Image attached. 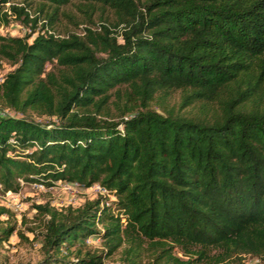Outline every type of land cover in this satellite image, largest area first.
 <instances>
[{
    "label": "trees",
    "instance_id": "trees-1",
    "mask_svg": "<svg viewBox=\"0 0 264 264\" xmlns=\"http://www.w3.org/2000/svg\"><path fill=\"white\" fill-rule=\"evenodd\" d=\"M70 2L0 0V27L29 30L0 32L13 66L0 105L57 118L0 113V194L21 182L107 191L65 212L34 207L37 264L116 252L121 264H264V0H79L87 24L61 35ZM176 90L178 108L150 107ZM12 216L0 203V247Z\"/></svg>",
    "mask_w": 264,
    "mask_h": 264
},
{
    "label": "rangeland",
    "instance_id": "rangeland-1",
    "mask_svg": "<svg viewBox=\"0 0 264 264\" xmlns=\"http://www.w3.org/2000/svg\"><path fill=\"white\" fill-rule=\"evenodd\" d=\"M78 2L79 0H71L70 4L61 8L66 14H59L58 21L54 26L56 33L65 35L68 31L82 32L84 24H87V19L85 18V14L76 7ZM31 8L36 12L35 7ZM93 17L95 22L99 21L97 13ZM0 32L23 36L25 32H29V30L23 25H20L18 21H12L7 26H1ZM51 67L52 63L46 64V70H49ZM12 68L13 66L10 63L0 59V78H3ZM180 96L181 93L178 90L170 91L163 96L158 94L150 103V107L159 112H162V106H165V108H170L172 106L178 108ZM112 110L113 113L116 112L114 108H112ZM185 110H192L195 112L190 107ZM0 113L15 117L24 115L33 118V120L43 125L57 122L56 117L38 115L32 110H27L25 114H22L5 105H0ZM33 186V184L21 182V189L16 192L19 193V196L14 198L6 199L4 197L5 195L0 194V203L12 211L13 216L10 223L16 226V230L10 237L9 242L0 247V264H37L43 259V252L41 249L43 228L42 222L40 221L41 216L37 214V210L34 208L36 205L48 204L58 211L65 212L70 208L78 209L87 201H93L99 197H107V195L99 194V191L94 188V186L90 188L80 186L73 191H65L61 185L58 184H54L52 188H47V191H39ZM98 229L101 231L102 226L98 225ZM20 234H22L23 237H21ZM85 247L92 251H102V240L100 237H91L89 242L85 240ZM76 249L77 246H72L70 248L68 252L72 254L69 256V259H75L74 253ZM102 264H121L120 252H116L111 257L105 259ZM242 264H260V262L257 259L246 256L242 259Z\"/></svg>",
    "mask_w": 264,
    "mask_h": 264
},
{
    "label": "built area",
    "instance_id": "built-area-1",
    "mask_svg": "<svg viewBox=\"0 0 264 264\" xmlns=\"http://www.w3.org/2000/svg\"><path fill=\"white\" fill-rule=\"evenodd\" d=\"M7 4H8V3H7ZM49 32L52 33V31H49ZM35 34H36V33H34L33 36H34ZM3 79H4V77H3V78H0V82L3 81ZM55 184L61 185V187H62L63 190H65V191H73V190L78 189V188L80 187V185H79L78 183L57 182V183H55ZM33 185H34L33 187L36 188V189L39 190V191H47V188H48V187H46V186H45L44 184H42V183H34ZM93 186H94V188H96V189L99 191V194L107 195V191H106L104 188H102L100 185L96 184V185H93ZM52 187H53V186H52ZM52 187H49V188H52ZM4 195H5L4 197H5L6 199H8V198H14V197L19 196V193H14V192L9 191V192H6ZM123 221H124V220H123ZM90 239H91V237H90V238H87V239H86V242H89Z\"/></svg>",
    "mask_w": 264,
    "mask_h": 264
}]
</instances>
